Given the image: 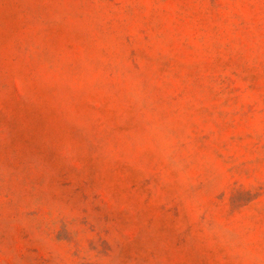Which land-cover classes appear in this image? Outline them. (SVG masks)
<instances>
[{
  "label": "rangeland",
  "instance_id": "1",
  "mask_svg": "<svg viewBox=\"0 0 264 264\" xmlns=\"http://www.w3.org/2000/svg\"><path fill=\"white\" fill-rule=\"evenodd\" d=\"M0 264H264V0H0Z\"/></svg>",
  "mask_w": 264,
  "mask_h": 264
}]
</instances>
